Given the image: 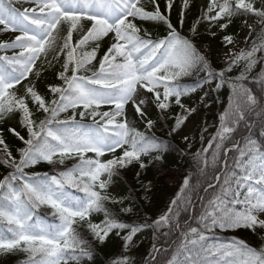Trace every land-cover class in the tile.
I'll use <instances>...</instances> for the list:
<instances>
[{
    "label": "snow or ice",
    "instance_id": "1",
    "mask_svg": "<svg viewBox=\"0 0 264 264\" xmlns=\"http://www.w3.org/2000/svg\"><path fill=\"white\" fill-rule=\"evenodd\" d=\"M25 2L32 6L21 11L0 0V33L15 34L0 41V121L17 114L26 130L7 129L22 144L13 149L0 129V164L11 169L0 178V255L22 253L23 264H92L110 239L130 251L138 234L152 230L164 239L153 243L147 264H264V0H208L187 35L171 19L174 0H165L164 11L159 0H149L150 8L142 0ZM189 7L183 0L180 28ZM234 18L244 19L249 36L258 26L262 43L236 53L233 35H223L232 48L214 68L198 44L200 27L225 31ZM56 64L55 80L41 89L42 74ZM225 86L219 124L192 153L203 182L185 175L162 215L126 219L131 199L114 195L113 186L134 166L162 162L171 146L149 134L157 123L150 113L170 119L173 136L196 111L184 97L204 89L203 102ZM174 107L180 111L169 115ZM44 165L47 171L35 170ZM240 230L258 235L259 246L220 235ZM110 264L136 261L125 255Z\"/></svg>",
    "mask_w": 264,
    "mask_h": 264
},
{
    "label": "trees",
    "instance_id": "2",
    "mask_svg": "<svg viewBox=\"0 0 264 264\" xmlns=\"http://www.w3.org/2000/svg\"><path fill=\"white\" fill-rule=\"evenodd\" d=\"M160 4L164 10L165 4ZM201 11L202 10H194L192 13L190 12L191 17L188 23L186 22V17H184V25L182 29H189L191 25L194 24L200 17ZM249 20H252L255 24L254 17H249L247 21ZM205 24L200 27V35L197 37L198 44L202 50L208 49L207 55L209 60L211 61L214 68L219 69L220 67L224 66V61L220 59V51L223 48L228 47L222 43V36L231 34L233 35L235 41L245 27V21L243 18H234L227 30L218 31L215 36L212 35L211 31H206V28H204ZM143 27L148 28V30L152 33L157 31L155 29H150L149 26H146V24H143ZM160 28L162 32L159 33L161 34L164 32V28L162 26H160ZM255 28L256 32L254 34V39L246 45V47L243 49L245 51L252 47L253 42H255L258 47L262 43L257 38V33H259L260 29L258 26ZM101 47L103 49L104 45ZM256 55L259 58L262 53L258 52ZM61 59L63 58L61 57ZM261 67L262 65L258 64L256 69L253 71L252 76H255L260 71ZM58 68V64H56L55 69L50 68L44 78L43 83L41 84V89H43V86L46 82L55 80L53 73ZM237 74V69H234L233 72L230 73V75L233 76ZM194 79L195 78L186 82L192 83ZM249 86L252 85L250 84ZM203 95L204 93H200V91L197 90L195 93L184 97L183 102L188 107L196 108V111L189 116L188 120L193 119L198 113L205 115V128H207L206 132L211 135L214 131V127L218 126L219 124L220 113H222L228 105L229 89L227 86H225L219 91H209L208 97L203 102H201L200 98ZM179 111V108L174 107L169 115H174ZM150 116L152 119L156 120L157 123L149 134H155L157 137L164 139L166 142H170L171 146L167 152L164 153V160L162 162L149 164V166L143 170H141L138 166H134L127 170L123 174V178L118 180L117 184L113 186L112 191L114 195L119 194L125 197H130V206L134 207V214L126 217V219L132 222H141L145 218L155 219L159 216V212H166L170 202L179 192L185 175L191 174L192 183L197 185L202 183L204 180L203 176L196 175L192 161V153L202 147L201 143L198 142L196 144H192L191 150H189L188 145L181 143L176 135L168 136V130L172 123L170 119H167L163 116L158 117V113L155 110L150 113ZM133 123L140 131H145L143 123H137L135 121V114ZM8 128H15L21 133V135H26V130L19 124V117L17 114H11L5 121H0V129L5 130V139L6 142L10 144V147L13 149L21 147V142L12 136L11 133L7 132ZM257 132H259V130H257ZM255 138L260 139L259 135H257ZM239 139L240 137L237 136V140ZM13 154L18 158V153L14 151ZM147 159L149 158H146V161ZM35 170L47 171L48 167L47 165H44L38 167ZM9 171H11V169H7L5 166L0 164V178H2L4 175H7ZM137 173H139V177H137ZM40 211L44 212L45 210L41 209ZM100 218L101 217H95V219ZM146 231H149V234L153 235V240L148 241L145 238H142L130 251H125L123 249L121 241L115 238L110 239L98 249L97 255L94 258L92 264H110L112 260L125 255L134 259L136 264H147V257L152 248L151 246L154 242H156L159 246L160 242L164 238L159 236L154 237L152 230ZM257 233L260 234L259 229H257ZM220 235L225 237L238 235L240 238L245 239L253 246L258 247L260 244L258 235H254L248 230H240L237 233H220ZM25 259L26 257L22 253L3 255L2 260H0V264H17L18 262H23ZM84 264H89V262L85 261Z\"/></svg>",
    "mask_w": 264,
    "mask_h": 264
},
{
    "label": "rangeland",
    "instance_id": "3",
    "mask_svg": "<svg viewBox=\"0 0 264 264\" xmlns=\"http://www.w3.org/2000/svg\"><path fill=\"white\" fill-rule=\"evenodd\" d=\"M9 2L12 4V6H16V8H19L21 11L25 7H31L32 6L28 3H26L25 0H5V3H9ZM207 3H208V0H194V4H193L192 8H193V10L194 9L195 10L202 9V8H205ZM247 24L254 25L252 20L247 21ZM208 27L209 26H207V28ZM211 30L216 32L217 29L212 28ZM255 32H256V28H254L253 34L251 36H249V28L245 24V27L243 28L241 34L239 35V37L234 42L235 48L233 49V51L238 53L239 51L243 50L246 47V45L254 39ZM14 35L15 34H13V33H0V41L10 40V39L14 38ZM230 48H232V45L221 50L220 58L223 61H225V55L224 54L227 53ZM9 55H11V52H9ZM52 55L53 54L50 53L49 59L52 58ZM45 74H46V72H44L42 74L41 81L38 82L39 87H40L41 83L43 82L42 80H43ZM29 79H32V77H29ZM17 87L19 88L20 86H17ZM198 90L200 91V93L204 92V89H198ZM128 116H129V119L133 121L134 112H132L131 109H129V111H128ZM204 123H205L204 115L198 114L194 119L187 120L185 125L182 127L181 131L175 135L177 136L179 141L183 144L188 145V143H186L185 140L183 139V137L185 135H187L189 137V141L191 142V145L196 144L198 142L201 143V139H203V145L201 144V146H206L207 141L210 138V136L207 135V138L205 139L206 133L204 131ZM142 238H147V239L151 240L152 236L149 235L147 231H143L142 233L138 234L137 237L135 238L136 244ZM2 258H3L2 255H0V260H2Z\"/></svg>",
    "mask_w": 264,
    "mask_h": 264
}]
</instances>
